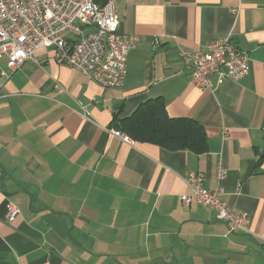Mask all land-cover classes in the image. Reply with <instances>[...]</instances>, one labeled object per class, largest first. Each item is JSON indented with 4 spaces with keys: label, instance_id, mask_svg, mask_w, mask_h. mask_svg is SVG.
<instances>
[{
    "label": "crops",
    "instance_id": "1",
    "mask_svg": "<svg viewBox=\"0 0 264 264\" xmlns=\"http://www.w3.org/2000/svg\"><path fill=\"white\" fill-rule=\"evenodd\" d=\"M112 1L120 31L139 37L122 84L102 88L50 47L0 77V264H264V0ZM227 35L244 46L247 74L190 85L180 49ZM154 98L203 127L204 152L110 132ZM219 161L221 197L249 233L181 200L192 173L216 188Z\"/></svg>",
    "mask_w": 264,
    "mask_h": 264
},
{
    "label": "built area",
    "instance_id": "2",
    "mask_svg": "<svg viewBox=\"0 0 264 264\" xmlns=\"http://www.w3.org/2000/svg\"><path fill=\"white\" fill-rule=\"evenodd\" d=\"M230 12L236 18L239 7ZM138 40L137 35L120 31L112 0H0V60L6 58L7 66L6 70L0 64V77L8 78L37 49L50 47L57 61L79 69L107 89L123 83L127 56ZM179 54L189 72V84L198 88L216 87L208 80L211 74L220 83L226 78L238 81L248 72V54L236 47L230 35L202 49L182 48ZM110 132L131 140L117 129ZM226 172L219 161L215 189L204 187L202 174H190L189 192L181 200L186 206L193 202L206 206L229 232L249 233L247 215L235 212L221 197ZM18 212L10 205L6 219H14Z\"/></svg>",
    "mask_w": 264,
    "mask_h": 264
},
{
    "label": "trees",
    "instance_id": "3",
    "mask_svg": "<svg viewBox=\"0 0 264 264\" xmlns=\"http://www.w3.org/2000/svg\"><path fill=\"white\" fill-rule=\"evenodd\" d=\"M113 123L118 131L135 142L153 143L169 151L202 153L206 149L203 127L192 118L170 117L160 98L144 101L128 116L114 119Z\"/></svg>",
    "mask_w": 264,
    "mask_h": 264
},
{
    "label": "water",
    "instance_id": "4",
    "mask_svg": "<svg viewBox=\"0 0 264 264\" xmlns=\"http://www.w3.org/2000/svg\"><path fill=\"white\" fill-rule=\"evenodd\" d=\"M244 46H241V49L245 50V48H243Z\"/></svg>",
    "mask_w": 264,
    "mask_h": 264
}]
</instances>
